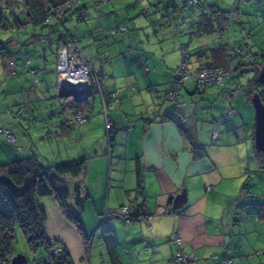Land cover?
Instances as JSON below:
<instances>
[{
    "label": "crops",
    "instance_id": "obj_1",
    "mask_svg": "<svg viewBox=\"0 0 264 264\" xmlns=\"http://www.w3.org/2000/svg\"><path fill=\"white\" fill-rule=\"evenodd\" d=\"M202 1L207 9L224 11L222 16L229 11L236 13L226 36L218 43L217 39L202 38L215 31L193 34L194 28L187 24V12L181 13L186 25L178 27L176 42L145 47L153 39H165L149 33L148 21L153 34L160 27H171L158 25L164 20L161 12H155L157 0H124L112 4L111 9L108 4L112 2L96 7L86 1L82 8L83 13H89V26L67 29L79 45L88 44L83 53L98 72L103 91L116 92L120 98V104L113 105L110 112L114 140L109 156L107 137L104 141L101 136L93 153H87L88 148L75 151L86 158L84 173L73 180L80 184L82 194H87L82 212L84 238L62 216L53 197L41 198L46 210V233L67 247L72 264H179L174 260L178 249L196 255L201 264H222L226 258H230V264H264V254L256 253L264 248V164L253 147L254 127L251 130L250 124L255 90L248 83L254 69H261L264 62V0ZM97 11H101L99 17ZM192 17L197 18L198 13L193 12ZM128 18L131 28L127 27L125 33L100 34L102 25L110 29L124 26ZM214 26L221 28L220 18ZM185 34H189L187 43ZM23 39L24 43L19 36L17 42L11 38L10 44L25 46L29 40L27 36ZM169 45H178L179 49L188 46L190 73L206 65L228 70L225 84L207 85L200 91L194 82H188L181 89L180 103H171L166 94L172 70L181 63L182 56L168 54ZM198 51L203 53L197 54ZM246 66L250 76L244 75ZM3 69L0 89L4 87V98L0 99V110L11 105L9 86L19 88L16 80L7 82L6 63ZM238 85L239 90L245 89L246 98L238 94L237 100L243 111L238 107V111L225 114L228 93ZM70 101L61 99L62 105L73 108L72 114L58 113L52 123L62 117L66 122L55 123L53 129L69 128L78 116L85 119L78 128L83 135L88 134L90 109L76 106L90 100L87 97L72 101L73 104ZM13 113L15 117L22 116L19 109ZM11 115L0 111V127L10 129L15 138L11 144L0 135V163L27 157L32 151L31 135L18 128ZM96 119L105 129L104 117ZM46 128L42 123L35 126L41 140ZM137 167L141 192L136 190ZM182 189L186 202L175 211L173 200ZM125 205L140 206L146 214H154L157 207L169 212L154 214L145 222L139 219L126 224L117 215L109 222L102 221L104 214L115 213ZM176 233L181 236L180 245L173 240Z\"/></svg>",
    "mask_w": 264,
    "mask_h": 264
},
{
    "label": "trees",
    "instance_id": "obj_2",
    "mask_svg": "<svg viewBox=\"0 0 264 264\" xmlns=\"http://www.w3.org/2000/svg\"><path fill=\"white\" fill-rule=\"evenodd\" d=\"M68 1L69 0H0V35L9 29L20 32V30L29 28V26L33 28L38 27L40 29L48 26L50 27V33L46 35L40 33L37 34L35 32L32 33V37H36V41L39 42V44L43 43V38H52L56 43V52L60 43L68 44L71 40H73L82 51L76 38L73 37L68 30L67 31L70 36L67 37L68 33L59 32L56 29L57 26H49L46 24L49 18H53L51 14L52 9H55L57 6L65 4ZM187 1L188 0H182L180 3L179 0H157L154 4L156 8L155 12H161V18L164 20L158 25H169L171 27H175L178 25L180 19L186 20L185 15L187 14V11L183 9L184 5L182 3L186 4ZM200 1L201 5L204 7V11L201 10L198 13L194 10L193 12L198 13L197 18L192 17L193 12H189V15H187V24L191 28H194L193 34H203L222 30L219 26L215 27L214 22H216L218 18L224 19L225 22L229 18L228 16L230 11H226L228 14L222 16L221 14H223L224 11L213 7L207 9L203 1ZM73 7L74 9L71 13H76L77 20L84 21L81 17L83 12L82 3L76 4L71 8ZM71 8L66 12L70 13L69 11ZM98 12L101 13V11ZM65 13L57 14L54 17H56V19H58L62 24L65 19L63 14ZM181 13H184L185 15L182 17ZM99 16L100 14L97 17ZM120 26H116L111 29L100 27V34L102 36H111L116 33H125L119 31ZM36 30L33 29V31ZM55 30L59 32V35L54 34ZM112 30H115V32L112 33ZM10 40L11 37L7 38L5 42L0 40V59L3 64L6 63L8 72L14 75L17 64L16 57L7 48ZM186 47L188 52L185 59L188 60L190 57V51L188 46ZM201 53L203 52H197V54ZM8 59L14 61L15 65L13 67L8 66ZM27 61L29 60L25 61L24 67L28 68L31 74L35 76V69H30L29 66L31 62L29 61V64L26 65ZM255 65H258V62ZM263 66L264 62L262 67ZM203 67L212 68L214 66L206 65ZM173 70L171 77H173ZM259 70L255 68L252 72L251 79L248 81L250 84L249 88L252 91L255 90L253 93L260 92V84L257 81V74ZM96 73L101 84L99 74L98 72ZM36 81L38 82L39 79L37 78ZM102 92L104 97L107 99L108 104H111L110 97L113 92L107 94L103 91V89ZM93 93L99 94V92L93 88L91 94L88 96V100H90L89 97L93 95ZM99 99L101 101L100 94ZM24 107V105L19 104V111L21 112ZM6 113L14 115V113L9 109ZM28 120L32 121L33 117L30 116ZM78 122L83 123L80 120H77V123ZM0 129L8 128L0 127ZM0 135L5 138L4 134L0 133ZM107 140L109 151H107L108 153L106 154L109 156L111 152L110 145H112L114 140L113 130L107 132ZM256 154L261 163L264 164V153L256 152ZM85 167V157H79L77 159H71L63 162H51L49 164H44L37 156L32 155L10 162L0 163V264H9L12 257L16 254L14 250V240L17 228L23 233L26 245L32 254L31 258L26 255L28 259L26 264H72L67 247L60 243L57 239L49 237L46 233V210L40 204V199L43 197H53L58 204V208L62 216L69 221L80 236L84 238L82 212L87 194L83 195L80 190V184H74L73 180L79 178L80 175L84 173ZM136 176V190L141 192V173L139 167L136 168ZM128 206L134 208L132 221L139 220V217L147 215L146 213L141 212L140 206L139 208L133 205ZM119 209H117L115 213L111 214L112 217L117 215L121 218L118 214Z\"/></svg>",
    "mask_w": 264,
    "mask_h": 264
},
{
    "label": "rangeland",
    "instance_id": "obj_3",
    "mask_svg": "<svg viewBox=\"0 0 264 264\" xmlns=\"http://www.w3.org/2000/svg\"><path fill=\"white\" fill-rule=\"evenodd\" d=\"M124 1V0H117V1H112V3L108 4L109 8L111 9L112 4L116 5L119 4V2ZM130 3H134L136 0H125ZM105 6H103L104 8ZM74 7L71 8L69 11L70 13L73 11ZM91 10V9H90ZM93 11V10H92ZM70 13H65L63 14L65 17L64 22L61 24L56 17H51L47 20L46 24L51 25V26H57L56 29L59 32H67V29L71 28L73 29L74 26L76 25H84V26H89V21L85 22H78L76 19V16L74 14ZM94 13V11H93ZM133 18V17H132ZM135 19V18H134ZM181 20V19H180ZM131 19L128 18L126 20L127 25L125 26L131 28L130 25ZM221 28H223V33L221 35V38H218V31H215L213 33H210L208 35H204L202 38L204 39H212L217 41V43L222 39V36H226L225 34L227 33V30L224 29V19H221ZM149 26L146 27L148 29L149 33L152 34V36L155 37L157 35V39H163L164 40L158 42V41H153L151 40L150 43L144 45L145 47L149 48H157V47H162L163 45L167 44L168 41L176 42L175 38L177 36V33L179 32L178 27H185L186 23L180 22L177 27V32L174 30L173 27H160L156 32L153 34V27L151 24H149V21L147 23ZM104 28L105 26H101ZM108 28V27H106ZM36 30V31H33ZM100 29V28H99ZM110 29V28H108ZM42 32H41V31ZM55 30L54 34L59 35V32ZM70 31V30H69ZM242 31V29H238V32ZM35 32L37 34H48L50 33V27L45 26L42 29L40 28H33L29 26V28L25 30H20V32H17L15 30H7L4 33H1L0 35V40L1 41H6L7 38L11 37L14 39V42L18 41V36L20 37L21 41L24 43L25 39L24 37L27 36V39L30 41L27 42L25 46H19V45H14V44H8V50L15 55L16 57V64L17 67L15 69V75H11L9 72L5 73V77L8 76V80H16L19 88H12V86H9V101L11 105H9V108H5V110H0L2 113H6L7 110H13L17 111L18 105L22 104L25 107L23 110H21L22 116L20 117H15L13 116L14 123L15 125L20 128L21 130L25 131L24 133H29L32 137V151L28 152V156L32 155H37L40 161L44 164H49L51 162H63V161H68L71 159H77L81 156L79 152H76L79 148L86 149L87 153H93V146H97V140L101 136L103 139L107 137V132L104 129V126H100L97 122V117L101 116L103 119V115L100 111L101 109V103L99 99V94L98 93H93L91 95L90 101L86 103H81L76 106V108H83V109H90V120L87 123L88 124V134H82V130L78 127L83 126L84 124L77 123L75 120L72 119L73 124L66 129H62L60 127L57 130L53 129V126H55V123H61V122H66V118L62 117V119L58 118L55 123H52L53 118H57V114L60 112H65V113H71L73 108L62 105L61 99L59 96H57V93L59 92V81H58V61H59V54H58V49L55 54L56 50V43L52 38H43V43L39 44V42L36 43V37H32V33ZM184 32V30H183ZM73 33V32H72ZM216 34V37H215ZM233 34L232 28L230 29V36ZM245 32L241 34L242 38H245ZM51 35V34H50ZM142 35H144L142 33ZM183 37H187L188 39L185 41L186 43L189 42V34L183 35ZM145 38V37H144ZM147 39V38H146ZM144 39V40H146ZM167 39V41H166ZM225 40V38H224ZM147 42V41H146ZM36 43V44H35ZM171 43V42H170ZM79 45V44H78ZM82 48H81V46ZM80 48L83 50L87 48L88 49V44L85 45L84 43L80 44ZM210 45H213L212 43ZM217 45V44H216ZM171 49V53L168 54H174L180 56L181 52L180 49L183 46H174V45H169ZM168 45H166V49H168ZM169 51V50H166ZM85 55V54H84ZM26 60H29L31 62L29 68L30 69H35L36 75H32L31 72L29 71L28 68L24 67V63ZM248 66L245 67V73L244 75L250 76L251 73L246 70ZM3 64L0 59V73L3 75ZM228 77V76H227ZM39 79L37 82L36 79ZM3 79H5L3 77ZM229 79H232L229 76ZM57 81V82H56ZM2 82V81H0ZM20 83H23L22 88H20ZM56 83H57V91H56ZM3 85H5L3 83ZM1 89H4L2 87ZM0 89V99L4 98V95H2V90ZM16 90V91H15ZM92 91V88H91ZM57 92V93H56ZM239 97H245V89H241L238 91ZM238 94L235 97L234 100V107L236 111H238V107L240 110L243 111V107L240 106L238 100ZM88 96L85 97V99ZM71 98H74L71 97ZM84 97H81L80 100L76 101H81ZM65 101L69 99V97L64 98ZM72 101L74 99H71ZM1 101V100H0ZM70 101V103H72ZM74 102V101H73ZM73 104V103H72ZM228 107V105H227ZM251 108L253 110V120L251 118V130L253 129L254 126V109L251 104ZM228 108L226 110L227 114ZM72 114V113H71ZM236 114V113H235ZM32 116L33 120L30 121L28 118ZM237 116V115H235ZM12 118V117H11ZM71 120V119H70ZM45 124L47 126L46 130L44 131V134L46 135L43 140L38 136V131H36L35 126L37 124ZM73 127V128H72ZM62 129V130H61ZM100 133V134H99ZM106 139V138H105ZM104 139V141H105ZM95 149V148H94ZM34 153V154H33ZM75 153V154H74ZM75 156H72V155ZM92 155V154H91ZM70 158H67V157ZM76 157V158H75ZM47 198V197H46ZM50 198V197H48ZM43 199H40V204L44 206V203L42 202ZM50 200V199H47ZM105 226V225H104ZM14 250L16 253H23L30 258L32 257L31 252L29 251L27 245H26V240L24 238L23 233L17 228L16 233H15V240H14Z\"/></svg>",
    "mask_w": 264,
    "mask_h": 264
},
{
    "label": "built area",
    "instance_id": "obj_4",
    "mask_svg": "<svg viewBox=\"0 0 264 264\" xmlns=\"http://www.w3.org/2000/svg\"><path fill=\"white\" fill-rule=\"evenodd\" d=\"M90 2L94 6L106 4L112 0H69L65 4L57 6L55 9H52L51 14L52 16H56L57 14H62L68 11L72 6L76 4H80L83 2ZM243 1V0H242ZM181 3L182 0H179ZM183 9L187 12H193L196 10L198 13L202 10L204 11V7L201 5L200 0H188L185 3H182ZM100 12H96V15L98 16ZM236 13L234 11H231L229 14V18L224 23V29L227 30L229 22L234 19ZM51 17V15H50ZM81 17L85 22H88L90 20L89 13H83ZM185 19H181L180 22H185ZM176 31L177 29L174 28ZM105 31V30H104ZM120 32H126L127 26H120L119 27ZM115 30H112V33H114ZM223 33L222 30H218V38H221V35ZM58 54H59V61H58V81H59V87L62 83L66 82L69 84H87L88 89L91 91V88H95L101 96V113L104 117L105 121V130L106 132H110L113 129V123L110 120V112L113 108V105H119L120 100L118 98V95L116 92H113L110 97L111 104L107 102V99L104 97L102 92V87L99 81V78L97 76L96 71L94 70L93 66L86 60L85 56L83 55L82 51L79 49L77 44L71 40L68 44H62L60 43L58 47ZM182 60L181 63L173 70V78L171 80V83L169 85L166 98L174 105L180 103V97H181V89L182 87L187 84L188 82H194L198 90H203L207 85L212 86H223L225 84V81L227 79V76L229 74L228 70L212 67H202L200 68L196 73H190L188 69V60L185 59V56L187 55L188 49L186 46H183L180 49ZM8 66L13 67L15 65L13 60L8 59L7 60ZM29 64V61L26 62V65ZM240 89V86L238 85L234 89L230 90L228 93V114L234 113L236 111L234 107V100L235 97L238 94V91ZM85 98V97H84ZM69 99H74L75 97ZM77 120H80L82 122L85 121L82 117H77ZM0 133L5 135L6 141L9 143H14L15 138L14 134L8 130V129H0ZM244 194V192H243ZM134 212V208L128 205L120 207L118 210V214L120 215L121 219L124 223H130L132 222V213ZM169 210L165 207H157L154 214L155 215H161L168 213ZM154 214H147L145 216L139 217L143 222L147 221L152 215ZM112 218L111 214H104L103 216V222H109ZM173 240L177 245L181 244V236L179 234H174ZM229 253V251H227ZM264 254V248L258 250L256 252ZM174 260L179 264H201L194 254H186L183 252L182 249H178L174 255ZM231 260L230 258H226L221 263L222 264H230Z\"/></svg>",
    "mask_w": 264,
    "mask_h": 264
},
{
    "label": "water",
    "instance_id": "obj_5",
    "mask_svg": "<svg viewBox=\"0 0 264 264\" xmlns=\"http://www.w3.org/2000/svg\"><path fill=\"white\" fill-rule=\"evenodd\" d=\"M257 81L260 84V92H255L251 97V104L254 109V130H253V147L256 152L264 153V66L257 74ZM60 98L75 97L80 100L81 97H86L91 94L87 84L70 85L62 83L57 93ZM186 202V193L182 189L181 192L174 198L172 209L178 210ZM28 259L23 253H16L9 264H26Z\"/></svg>",
    "mask_w": 264,
    "mask_h": 264
},
{
    "label": "bare ground",
    "instance_id": "obj_6",
    "mask_svg": "<svg viewBox=\"0 0 264 264\" xmlns=\"http://www.w3.org/2000/svg\"><path fill=\"white\" fill-rule=\"evenodd\" d=\"M70 85H74V84L71 83Z\"/></svg>",
    "mask_w": 264,
    "mask_h": 264
}]
</instances>
